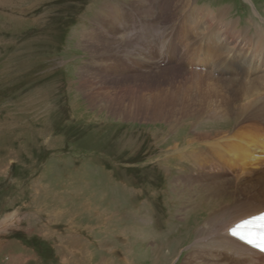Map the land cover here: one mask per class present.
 Masks as SVG:
<instances>
[{
  "label": "rangeland",
  "instance_id": "1",
  "mask_svg": "<svg viewBox=\"0 0 264 264\" xmlns=\"http://www.w3.org/2000/svg\"><path fill=\"white\" fill-rule=\"evenodd\" d=\"M156 1L153 0L154 4L147 1L156 17L166 15V10L175 13L169 29L173 33L196 8H201L200 15L208 20L211 11L224 9L225 20L237 23L238 27L259 24L264 28V0H169V8L164 6L160 10L155 5L162 6L167 2ZM141 2L0 0V264H87V260L92 264H125L127 212L138 209L142 198H136V189L142 190L143 197L149 198L146 207L150 209L151 217L135 219L137 226H144L145 232L136 224L131 229V258L135 264L150 263L153 248L161 240L164 248L170 240L177 237L179 240L177 247L172 248L175 249L173 255L164 260L166 264H182L187 254L202 242L198 239L203 240L205 236L207 214L204 211L201 215L200 208L188 213V206H179L177 198L184 199V190L176 181H180L177 176L186 171L178 172L175 159L165 164L163 160L175 150H189L185 141L189 134L205 128L199 124L194 129L190 124L180 127L179 121L173 122L178 117L176 107H173V118L170 117L171 106L184 100L181 93L169 96L181 88L170 87L184 81V76L171 78L175 72L184 74L190 70L187 63L176 58L172 67L168 66L171 64L168 57L166 62L160 59L159 62L164 64L162 67L168 70L163 72L165 75L161 72L156 75L145 68L140 72L129 68L124 61L122 65L127 72L124 73L126 76H120L121 80L116 82L103 74L108 77L109 84L106 83L105 88L111 95L103 96L99 102L96 100L98 106L87 102L86 96L92 93L93 87L88 83L82 88L78 86L86 76L96 77L94 71L100 77H96L94 88L100 87L103 78L100 73L104 70L100 66L105 63L100 51L103 48L99 46L97 52L94 48L95 39L102 33L96 25L101 4L111 3L119 10H130V24L133 25L134 18L137 33L144 25L142 12L136 8ZM132 9L136 10L135 14ZM208 23L192 16L189 22L198 30L196 35ZM108 35L111 37V32ZM122 40V45L127 43L125 36ZM252 46L247 43L244 49L239 47V54L245 51L243 55H249ZM113 48L114 52L119 50L122 54L121 48ZM107 58L108 61L112 58L109 53ZM121 60L117 61L121 63ZM83 71L84 76H81ZM115 88L123 94L125 101H121L122 95L117 96ZM151 90L165 94L157 104L160 116L165 115V120L152 121L153 115H150L153 107L157 109L155 103L151 102L149 109L148 102L139 105ZM259 99L264 101V95ZM130 100L138 108L132 106L128 116H119L118 112L124 114L123 104ZM114 106L117 107L116 113L111 109ZM169 110L166 114L165 111ZM230 125L221 123L220 128ZM174 142L179 143L177 149L172 146ZM241 172L246 174L247 171ZM40 185L45 194L42 191L36 195L35 189ZM129 189L135 193H128ZM58 200L61 202L57 210L61 214L62 209L71 211L54 222L49 213L53 214L51 208ZM69 213L73 214L68 216ZM200 215L202 218L199 219ZM155 217L160 223L157 224ZM105 219L107 224H101ZM152 222L159 227H153ZM150 229L156 230L155 234ZM72 242L83 247L86 244V254L89 252L91 258L81 256L80 249L74 254ZM203 246L197 251L203 249V255L212 259L215 246Z\"/></svg>",
  "mask_w": 264,
  "mask_h": 264
},
{
  "label": "bare ground",
  "instance_id": "2",
  "mask_svg": "<svg viewBox=\"0 0 264 264\" xmlns=\"http://www.w3.org/2000/svg\"><path fill=\"white\" fill-rule=\"evenodd\" d=\"M147 1L148 0H142V2L136 6L137 10L142 12L141 22L144 24L139 27L137 33H135L134 18H132L133 25L130 24V17L132 15L130 10L127 11L126 8L119 10L111 3L101 4L96 25L102 29V33L95 39L96 43L94 48L95 52H97L99 46L103 48V50L100 51L102 52L101 57H103L105 63L102 60L101 62H103V65L100 67H103L104 70H102L103 72L99 70L103 76L100 82L102 86L100 85L99 88H94L96 77L100 78L95 71L94 73L97 74V76L95 75L96 77L88 75L89 77L86 76L83 78L82 84L80 82V84L77 85L79 88H82L83 86H87L86 83H88L89 86L93 87L92 93L87 94L88 96H86V98L89 105H96L103 96L108 97V94L111 95L108 88H105L107 84H109L107 82L109 80H106L108 77H105L103 74L109 75L112 79L114 78L116 82L117 80H121L120 76H126L124 73L127 72V69L125 71L122 65L124 61L126 65L128 64L129 68L133 67V69L135 68L134 70L138 71L145 68L148 69V72L152 71L156 75L160 72L163 74L164 71L168 70L164 68L165 66L162 67L164 64L159 62L162 59L166 62V57H168L169 63H171L168 66L173 67L176 63V61L173 60L176 58H178L181 63L182 61L186 62L190 70H187L184 74H177V72H175L176 75H172L171 78L174 79L177 75L184 76V81L170 87L181 88L175 90L173 94L169 93L170 97L181 93L184 100L181 104L178 103L175 106H171L170 117L175 113L173 107H176V109H178L176 112L178 117L176 116L177 118H175L173 122L179 121L181 124L180 127L189 126L190 124L194 129V127L199 124V126H205V128L193 130L192 133L189 134L188 138L185 140L188 142L189 150H175L176 152H170L171 154L163 160L165 164V162L168 163L170 159H175L174 166L176 168L178 167V172L186 171L181 175H175V177L177 176L180 180L176 181V183L178 182L179 187L184 190L182 191L184 192V199L177 198L179 206H182L181 208L188 206V213L194 212L197 208H200L201 215H204L205 212L207 214L208 220L206 219V224L208 225L207 228L204 229L205 236H203V240L198 239L202 242L187 254L182 264H201L203 262H205L203 264H264V254L256 251L238 239L231 237L227 232L228 228L235 222L264 210V101L259 99L260 95H264V28L259 24L257 26L250 24V26L246 28H243V26L238 27L237 23L235 24V22L233 23L231 20H225L226 15L224 9L211 11L212 16L210 20H208L206 16L200 15L201 8H196L192 9L190 13L187 14V20L179 23L182 26H179V29L174 31L175 34L172 30H169L175 20V18H173L175 13H169L170 11L167 12L166 10V15H158L160 19L156 17L155 11L147 6ZM150 1L153 2V0ZM154 2L157 3L158 1L154 0ZM165 2L167 3L162 4V6H155L158 7V10L164 6L168 9L169 0H165ZM182 9L181 7V10ZM134 11L136 10H133L135 14ZM191 16L192 18L198 17L201 22L202 19H205L207 23L209 22L203 28L201 26L202 30H200L199 36L196 35V32H198V30L196 31V27L189 24ZM221 16L222 19H220ZM216 17L218 19H215ZM212 19H214V23L211 24L210 21ZM152 21H154L155 24H152ZM104 31H106V33ZM109 32H111V37L108 35ZM90 36L88 37L89 40L91 38ZM124 36L127 43L122 45V37ZM233 42H236V44L233 45ZM247 43L253 44L252 50H250L251 53L249 55H243L245 53L244 51L243 54H239V47L241 49L245 44L243 47L244 49ZM109 44H112V46L110 47ZM113 47L116 49L121 48L122 54L119 50L118 52H114ZM163 48L164 51H162ZM108 53L112 57L110 61H108L107 58ZM105 54H107L106 57H104ZM200 54L202 55L200 56ZM118 59L123 60L119 63L117 61ZM138 71H136V73H138ZM84 73L83 71L80 75L84 76ZM128 81H130V79H128ZM115 92H117L118 97L122 95L120 97L122 98L121 101H125L123 94H121L120 91V93H118V89H116ZM162 93L163 92L158 93L155 92V90H151L147 95L148 97H145L147 101L146 99H141L142 102L139 104L142 105L148 102L146 105L148 109L152 103L156 104L157 109L153 107L152 114L150 115H153L152 121L158 119L165 120L166 118L165 115H163V118L160 116L161 111H158L157 105L159 104V99L165 97V94L162 95ZM132 100L128 101L129 103L126 104L122 103L125 112L123 111L124 114L118 112L119 116H128L132 106L133 109L134 107L138 108V106L131 104ZM108 108L109 106H107V109ZM111 109L116 113V106ZM169 112L170 110L168 112L165 111L166 114ZM181 117L184 119H181ZM224 121L230 123V127L220 128L221 123L226 124ZM172 146L174 149H177L179 143L174 142ZM241 171L247 172L245 174ZM171 173L173 172L171 171ZM36 188V195H39L42 191L45 194V190L41 185L39 188L38 186ZM129 192L131 194L135 193V191L131 189L128 190V193ZM136 194L138 196L136 198L141 196L142 201L140 200L137 206L138 209L133 210L131 208L133 211L131 213L127 212V222L124 224V234L126 238V241L124 240L125 253L127 254V262L125 264H135L134 260L131 258V247L133 244L132 230L135 228V219L140 220L141 216H143L141 217L142 219L151 217V215H149L151 213H148L150 209L146 207V205L149 204V198L145 195V197H143V192L139 189H136ZM35 199L37 198L35 197ZM60 202L61 200H58L53 208H51L53 214L49 213V216L53 217L54 222L59 220L58 217H61L62 214L66 215L67 211H71L69 209H62L61 214V212L57 210L59 209ZM87 205L90 204L88 203ZM140 208H142V211ZM146 212L149 216H147ZM72 214L73 213H69L67 215L71 216ZM170 215L172 216V214ZM201 215L198 216L199 219ZM155 218H157V224L160 223L158 217ZM105 221L106 219L101 224L106 225L107 223ZM151 225L155 228L159 227L153 222ZM142 226L143 225L140 224L137 226L136 224L137 228L145 232L144 226ZM155 231H153L154 234ZM120 234L122 233L120 232ZM166 236L169 237V235ZM178 241V237L174 240H170V242H167L169 245L165 248L162 245L164 241L161 240L158 241L159 243L156 242L158 245L153 248L152 258L148 260L150 263L143 264H166L163 263L164 260H168L167 257L173 255L172 252H174L175 249L172 248L177 247ZM208 244L211 245V247L215 246L212 259L206 258V256H208L207 254H205L206 256L203 255V252H201L203 249L197 251L202 245L206 246ZM73 245L74 248L71 250L74 254L78 251L77 249H80L82 253L79 254L81 256H89L86 259L91 258L92 255L89 252L86 254V244L84 247L76 243H73ZM206 249L204 248V250ZM90 263L87 260V264Z\"/></svg>",
  "mask_w": 264,
  "mask_h": 264
},
{
  "label": "snow or ice",
  "instance_id": "3",
  "mask_svg": "<svg viewBox=\"0 0 264 264\" xmlns=\"http://www.w3.org/2000/svg\"><path fill=\"white\" fill-rule=\"evenodd\" d=\"M230 232L252 247L264 251V211L242 219L230 229Z\"/></svg>",
  "mask_w": 264,
  "mask_h": 264
}]
</instances>
